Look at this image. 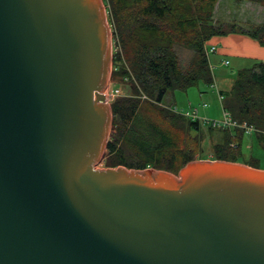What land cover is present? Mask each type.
<instances>
[{
	"label": "water",
	"instance_id": "obj_1",
	"mask_svg": "<svg viewBox=\"0 0 264 264\" xmlns=\"http://www.w3.org/2000/svg\"><path fill=\"white\" fill-rule=\"evenodd\" d=\"M102 0H0V264H264V169L98 167Z\"/></svg>",
	"mask_w": 264,
	"mask_h": 264
},
{
	"label": "trees",
	"instance_id": "obj_2",
	"mask_svg": "<svg viewBox=\"0 0 264 264\" xmlns=\"http://www.w3.org/2000/svg\"><path fill=\"white\" fill-rule=\"evenodd\" d=\"M112 32L111 83L130 94L109 104L112 113L104 167L154 168L177 174L194 159L225 160L260 168L244 157V130L213 128L221 140L209 158L197 157L200 124L161 104L173 90L200 82L212 85L205 43L213 36L241 32L264 46V22L247 28L214 19L218 0H102ZM248 1L264 7V0ZM176 46L192 54L181 61ZM115 87V86H113ZM222 108L239 123L256 128L250 137L264 153V60L239 68L231 87L220 90Z\"/></svg>",
	"mask_w": 264,
	"mask_h": 264
},
{
	"label": "rangeland",
	"instance_id": "obj_3",
	"mask_svg": "<svg viewBox=\"0 0 264 264\" xmlns=\"http://www.w3.org/2000/svg\"><path fill=\"white\" fill-rule=\"evenodd\" d=\"M213 17L221 22L236 23L238 26L247 28L250 23L264 22V7L248 1L237 2L234 0H218ZM228 34L245 35L238 31ZM176 52L181 61H187L192 54L189 49L180 46H176ZM229 60L230 63L225 66H212L211 70L214 78L212 85H206L200 82L198 86H191L185 91H169L164 96L161 105L169 109H171L170 107L174 108L175 112L178 114L183 113L190 107H197L200 118L220 119L222 117V106L218 98V89L223 91L229 89L235 78L236 71L239 68L250 67L257 59L253 60L244 57L235 59L230 57ZM211 61L213 62V56H211ZM110 79L111 73L108 87H118L120 89L119 96L130 94L127 86L110 84ZM204 103L207 104V107L202 106ZM207 128V124H203L200 127V149L197 153V157L209 158L212 154L213 144L221 140L222 135L218 130H209ZM243 140L242 152L244 153V157L252 156L258 159L260 167L264 168V153L254 141V138L245 135ZM105 152L98 167H104V162L107 158Z\"/></svg>",
	"mask_w": 264,
	"mask_h": 264
},
{
	"label": "crops",
	"instance_id": "obj_4",
	"mask_svg": "<svg viewBox=\"0 0 264 264\" xmlns=\"http://www.w3.org/2000/svg\"><path fill=\"white\" fill-rule=\"evenodd\" d=\"M213 45L216 47L215 51L207 53L211 68L212 66H225L224 61L226 60L229 64L230 57L235 59L244 57L253 60H264V46L245 35L227 34L224 36H213L206 41L205 46L209 48ZM211 56H213V62L211 61Z\"/></svg>",
	"mask_w": 264,
	"mask_h": 264
},
{
	"label": "built area",
	"instance_id": "obj_5",
	"mask_svg": "<svg viewBox=\"0 0 264 264\" xmlns=\"http://www.w3.org/2000/svg\"><path fill=\"white\" fill-rule=\"evenodd\" d=\"M216 49V47L213 45L209 48H206V52H214ZM224 63L227 65L228 61H224ZM218 93V98L221 102V106H222V100H223V95H221L220 90L217 91ZM104 95H105V99L106 101L109 103L113 98L117 97L120 95V89L118 87H107L104 91ZM202 106L207 107V104L204 103L202 104ZM171 109L174 110V108L170 107ZM175 111V110H174ZM181 115H184L185 117L189 118L191 121H197L200 126L203 124H207L208 127H213V128H229V129H233V128H241L244 130V133L246 135H253L257 130L255 127H253L252 125H248L245 122L239 123L236 120H234L231 115L229 114V112L225 111L222 108V117L220 119H207V118H200L198 115V108L197 107H193V108H189L186 111H184L183 113H180Z\"/></svg>",
	"mask_w": 264,
	"mask_h": 264
}]
</instances>
